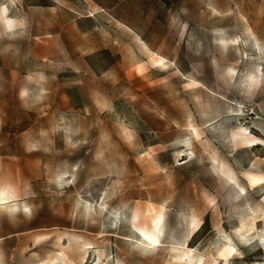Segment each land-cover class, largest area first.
Listing matches in <instances>:
<instances>
[{
  "label": "rangeland",
  "instance_id": "rangeland-1",
  "mask_svg": "<svg viewBox=\"0 0 264 264\" xmlns=\"http://www.w3.org/2000/svg\"><path fill=\"white\" fill-rule=\"evenodd\" d=\"M2 10L0 264H264V0Z\"/></svg>",
  "mask_w": 264,
  "mask_h": 264
},
{
  "label": "bare ground",
  "instance_id": "bare-ground-1",
  "mask_svg": "<svg viewBox=\"0 0 264 264\" xmlns=\"http://www.w3.org/2000/svg\"><path fill=\"white\" fill-rule=\"evenodd\" d=\"M4 8V7H3ZM1 12H3L4 13V11L2 10V11H0V14H1ZM5 14H6V12H5ZM5 18V17H4ZM7 19L6 20H8V22L10 23L11 22V20L8 18V17H6ZM3 21H4V19H3ZM7 22V21H6ZM8 24V23H7ZM11 24V23H10ZM14 25V24H13ZM8 26V25H7ZM9 27V26H8ZM11 27V26H10ZM6 198H7V194H6V192L4 191V190H0V202H5V200H6Z\"/></svg>",
  "mask_w": 264,
  "mask_h": 264
}]
</instances>
